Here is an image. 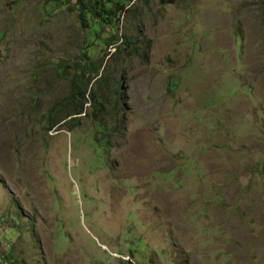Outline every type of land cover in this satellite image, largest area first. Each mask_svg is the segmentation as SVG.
Here are the masks:
<instances>
[{
	"label": "rangeland",
	"instance_id": "rangeland-1",
	"mask_svg": "<svg viewBox=\"0 0 264 264\" xmlns=\"http://www.w3.org/2000/svg\"><path fill=\"white\" fill-rule=\"evenodd\" d=\"M124 3L0 0V264H264V0Z\"/></svg>",
	"mask_w": 264,
	"mask_h": 264
},
{
	"label": "trees",
	"instance_id": "trees-1",
	"mask_svg": "<svg viewBox=\"0 0 264 264\" xmlns=\"http://www.w3.org/2000/svg\"><path fill=\"white\" fill-rule=\"evenodd\" d=\"M57 1H59V0H57ZM77 5L80 7V9L82 11L81 17L84 20L82 25L84 28H86L89 31L90 42H89V44H87L89 46H92L94 44L95 39L97 38V32L101 28V25L102 24L112 25L115 14L118 11L119 12L123 11V8L125 7L124 0H117V1H114V0H77ZM126 43H128V41H126ZM83 56H86V54H83ZM88 64H89V62L87 63V65ZM101 69L104 70L105 66L103 65ZM90 70L95 71L96 74L93 77L92 72H91L88 74V77H90V78L92 77L95 80L102 78L103 73L102 72L99 73V71H97V68H95V65H92L90 67ZM73 81H74L73 82V88L78 87V89L73 90L72 95H71V101L73 103H75L74 105H76V109L74 110L73 113H68L64 117V119L70 117L72 114H82L84 112L82 110V107H77L76 96L77 95L84 96L85 94H88L87 88L83 84L82 85H80V84L77 85V83L75 84L76 77H74ZM99 93H100V91H99ZM98 95L99 94H97V96ZM100 95H101V93H100ZM92 98L95 99L96 95H95V97L93 95ZM102 103L103 102L101 101L100 104H102Z\"/></svg>",
	"mask_w": 264,
	"mask_h": 264
},
{
	"label": "crops",
	"instance_id": "crops-1",
	"mask_svg": "<svg viewBox=\"0 0 264 264\" xmlns=\"http://www.w3.org/2000/svg\"><path fill=\"white\" fill-rule=\"evenodd\" d=\"M144 201H146V200L142 199L141 203L144 202ZM146 202H147V201H146ZM146 202H145V203H146ZM156 209H158V208H156ZM156 209H155V210H156ZM155 210H154V213H155Z\"/></svg>",
	"mask_w": 264,
	"mask_h": 264
}]
</instances>
